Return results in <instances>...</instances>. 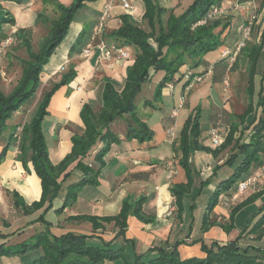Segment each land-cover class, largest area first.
I'll list each match as a JSON object with an SVG mask.
<instances>
[{
  "label": "trees",
  "instance_id": "1",
  "mask_svg": "<svg viewBox=\"0 0 264 264\" xmlns=\"http://www.w3.org/2000/svg\"><path fill=\"white\" fill-rule=\"evenodd\" d=\"M5 1L19 0H0V40L6 39L3 31L5 24H15L16 18L11 16L4 5ZM86 0H77L70 6H64L58 0H44L51 3L58 11V17L54 20H47L45 10L37 15L36 23L41 21L50 22L51 30L42 41L39 52L31 51V31L29 28H18L15 32L16 40H22V46L27 49L28 58L21 59L22 73L17 84L6 93L0 86V139L7 128V122L16 112L22 109V105L30 100L40 89L41 74L44 66L49 62L50 57L56 48L62 43L67 35L75 13L83 7ZM145 11L142 22H146L150 28L147 32L140 23L130 15L125 14L121 18V26L115 31V38L119 45L133 47L135 58L131 65L127 67L124 87L116 89L111 79H105L102 103L100 108L95 109L90 104L85 103L81 109L80 116L84 123V131L80 135L72 137L73 147L70 153L58 164H53L50 160L46 137L42 130V122L48 114L47 107L51 97L59 87L70 83L76 75L71 68L62 76L60 82L55 83L52 88L44 92L32 119L24 123L23 131L18 145L17 160L21 163L26 173L31 170L28 163L31 162L35 173L41 180L42 193L38 201L26 204L22 197L13 192L15 203L20 206L25 215H34L30 220L31 224L40 222L45 225L40 231H36L30 238L21 242L10 244V239L14 234H6L0 230V258L20 256L28 250H40L32 263L28 264H264V250L259 246L248 244L243 247L239 241L241 235L235 240L220 244L218 241L206 243L203 238L195 239L201 243V250L205 253L204 258L190 257L183 259L180 256L178 246L183 241H176L172 246H161L150 249L148 253L130 254L126 250V245L132 241L126 237L128 228L127 220L130 215L136 216L143 222L149 223L153 217L146 215L143 211L145 196L137 199L125 198L122 202L121 210L116 215L97 216V215H76L69 217L73 220L89 221L94 231L104 229L105 223H114L118 229L113 239L106 241L99 234H80L66 232L62 235H55L51 232V223L45 219L46 213L54 207V201L58 197L62 182L66 180L74 168L85 172V176L78 182L69 185L67 194L61 207L57 212L72 205L81 187L87 184H98L97 176L105 165L104 157L109 153L112 144L120 141L119 136L111 129V125L123 117L130 115L132 123L128 125L126 138L137 139L140 142L150 141L154 132L150 129L142 114L137 112L136 99L142 91L143 85L150 81L152 76L160 70H165L166 74L156 87V97L161 96L164 85L174 78V74L184 65L201 62V57L210 50L215 49L221 41V35L229 26L224 24L221 18L206 19L200 24L214 6L221 5L222 0H192L186 11L180 15L174 14L173 10L166 19L164 13L168 9L157 2V0H143ZM159 28L157 30V25ZM49 25V26H50ZM222 27L220 32L217 30ZM259 44H253L245 54L247 67L249 70L248 86L246 89L249 95L247 108L242 114L236 115L240 123L234 121L230 126V131L220 147L212 148L206 146L201 141V110L189 115L180 131L179 147L182 151L180 165L185 169L187 182L172 185L171 193L177 204L178 216L182 218L185 212L184 199L192 195L189 204V215L192 219L190 228L193 227V211L196 208V200L201 196L205 186L213 183L214 177L220 169L226 166L232 168L229 177L221 180L210 197L206 206V213L203 216L201 231L204 233L212 226H221L225 231H230L234 225V216L245 206L255 202L264 196V186L250 194L244 200L235 205L230 212V222L225 224L214 216V209L219 203V197L230 189L235 183L247 179L264 164V81L258 92V100L255 103V63L261 52L264 50V26L261 30ZM77 43L72 47L75 48ZM195 59H198L195 61ZM237 60V59H236ZM234 61V60H233ZM231 66V65H230ZM230 69V67H229ZM1 74V71H0ZM192 77V76H191ZM1 78V75H0ZM1 83V82H0ZM262 110L259 119L252 120L253 133L249 142L240 141L241 134L249 126H242L249 115L256 112V106ZM11 134L8 143L0 152V165L4 160L7 150L12 143L18 140L17 127ZM250 125V124H249ZM244 127V128H243ZM240 131V132H239ZM239 132V137L235 134ZM235 141V152L222 164L216 166L210 178L201 182L199 187H195L193 181V170L189 158L196 150H207L214 155H218L222 150L227 149ZM99 148L95 155V160L99 163L96 168L84 164V158L89 156L94 149ZM95 174V178L91 176ZM246 174V175H245ZM261 215L254 224L252 232L260 229L256 237L260 240L264 236V203L259 209ZM191 231V230H190ZM121 242H118L119 240ZM154 253V254H153Z\"/></svg>",
  "mask_w": 264,
  "mask_h": 264
},
{
  "label": "crops",
  "instance_id": "2",
  "mask_svg": "<svg viewBox=\"0 0 264 264\" xmlns=\"http://www.w3.org/2000/svg\"><path fill=\"white\" fill-rule=\"evenodd\" d=\"M58 1L60 2L61 0ZM129 1L133 7L131 10H126L122 5L121 0H86L83 7L89 9L91 18L94 20V26L98 23L104 12L108 13L103 31L101 34L95 36L94 30H92L87 40H80V45H77L73 49V46L70 49H67L59 56L52 71L46 70V65L43 68L40 87L44 88L47 86L49 89L52 88L55 83L60 82L62 76L66 74L71 68H73L76 72L75 78L70 83L62 85L55 91L47 107L48 114L45 116L42 122V126L44 123L48 124L49 132L45 133V131H43V133L46 137L49 157L53 164L60 163L65 158V156L71 152L73 147L72 137L74 135H80L83 133L84 123L80 116L83 105L88 103L95 109L100 108L105 79H111L114 86H116L118 90H121L124 87L127 67L134 61L135 49L133 47L130 48L131 56L128 59L113 57L110 60H100L101 52L98 42L103 40L107 44L112 42L118 43L114 33L121 26V18L125 14L130 15L138 22H142V17L145 11L144 1ZM9 2L10 1H8V3ZM157 2L162 6L173 10V12L175 11V8L181 4V0H157ZM186 2L189 3L190 1L186 0ZM41 3L44 5V0H41ZM45 5L44 8L47 7ZM221 5H224L225 8L227 7V15L224 17L227 20L223 22L224 24L229 22V26L232 23L236 13L239 14L243 18V22H245L253 6L258 9L257 16L260 17L261 15H264V0H222ZM44 8L41 11L45 10ZM263 17L264 16H262L261 20H263ZM224 33L225 31L221 35V38H223L222 36ZM89 45L90 53L86 55L84 54L83 50ZM237 55H239V52L234 54V60L238 58ZM224 58L225 57L222 59ZM230 59L232 58L230 57ZM230 59L219 64V66L213 65L215 63H211L209 60L205 59L203 63L207 65L206 68L200 72L191 69L193 72L191 76L193 78L198 76L199 80L197 81H200L209 74H212L213 82L222 83L224 86L225 79L229 78L228 74ZM187 67H191V65H184L182 69L185 71ZM217 67L219 68L217 69ZM154 75L152 77H154ZM177 85H180V87L178 89L179 96L176 99L175 93ZM183 89L184 81L178 82L175 85L173 91H169L164 85L161 91V96L157 100H154L155 104L146 103L145 106H143L144 111H142V113L145 114V121L150 129L154 132V136L150 141L140 142L137 139H127V129L128 125L132 123V117L130 115H124L123 117L119 118L123 119L122 121L125 128V137L124 135L116 132L120 138V141L118 143L112 144L109 153L104 157L105 165L101 169L103 172L105 167L109 166L108 156L113 151V149L120 147L119 150H116L114 154L115 162L113 164H115V166L119 164L118 166H121L120 168L123 169V172L121 175L118 173L113 175L115 180V183H113L112 187L114 197L102 196L100 198H94L93 200L85 199V201L82 202L81 190L89 185L96 184H87L81 187L79 193L77 194L76 201L72 205L66 207L64 211L57 212L55 205L51 209L59 216H63L62 220H58V224L50 222L46 219L48 212L51 210L46 213L45 219L51 223L50 230L53 234L62 235L66 233L64 231L65 227L62 224L66 223L65 221H67L77 223L75 229L77 231L75 232L83 234H99L102 235L106 241H109L114 238L118 231L117 228L111 230L112 225L114 227V223L108 224L103 222L105 228L95 232L92 224L89 221L73 220L69 217L82 214L97 216L116 215L120 212L122 202L125 198L137 199L139 197L145 196L146 198L143 204V211L146 213V215L153 217V219L151 222L146 223L138 219L136 216L130 215L128 217L126 237L132 241L124 244L126 247L128 244H131L132 254L148 253L150 249L152 250L155 247L172 246L174 242L184 240V242L178 246L180 256L183 259L190 257L204 258L206 255L201 250V244H193V239L195 240L196 238H203L206 243L218 241L220 244H225L235 240L239 235H241V239L239 241L241 246L244 244V242L250 241L247 244L259 246L261 249L264 247V236L260 240H257V234L249 232L248 229L250 228L246 229L249 224L242 229L238 223L241 215L248 214V211L252 207L257 208L258 211H255V216L251 219V222L258 219L257 216L262 203L261 199L241 209L235 216L234 227L228 232L220 226H213L208 231L203 233L201 232V227L199 228L194 217L193 227L190 229L191 231L188 232L191 233L190 236L186 238L185 235L181 233L186 231L188 224L189 226H191V224L187 221V219H189L187 213L186 215L183 214L182 218L178 216L177 204L174 196L171 193L170 187L172 185L186 183L187 175L185 169L179 163L182 157V151L178 145L180 132L179 135L176 136L175 134L172 135L170 130L172 128L175 133L174 127L175 125L177 126V124H179L178 118L180 112H178L177 118L172 117V115L173 111L179 104L180 96L184 92ZM187 99V104L189 105V98ZM40 101L38 102L29 121L35 115ZM186 106L187 105L185 104L183 107ZM165 109H170L171 113H167ZM154 114H160L161 117L162 129L159 132L154 128H151L150 121ZM220 115L225 128L224 132L222 133L221 144L224 142L230 131V125L228 124L227 119H230V117L233 116L232 113L228 112L225 107H220L218 104L213 103L208 116V123L204 127L205 130L201 125V141L206 146H211L212 148L218 147L213 146L209 137V132ZM233 119H235V116H233ZM185 121L186 118L181 125L182 127ZM116 122L117 121L111 125V129ZM182 127L180 128V131ZM2 137L0 139V152L9 141V137H6L5 139ZM205 139L210 141V145L206 144L207 142ZM14 145L15 146H9L4 160L0 165V221L2 219L1 217L5 213L4 208L6 207V204H8V201L12 199V203L15 204V198L13 195L14 191L17 192L28 205L34 201H38L42 193L41 180L35 173L32 163H28L31 171L26 173L21 163L17 160L19 150L18 145ZM101 146L102 144H100L98 148L94 149V151L89 156L84 158L85 165L93 168L99 166V163L95 161V155ZM226 151L227 149L222 150L216 156L207 150H196L190 155L189 161L193 170V185L195 187H199L202 181L210 178L214 173L216 166L222 164L225 161L227 156ZM224 169L222 168L217 172V176L220 177L221 180L225 179L227 176V170ZM77 170L79 174L82 175V179L85 176V172L80 169ZM258 174L259 169L250 175L251 177H255V180L245 191L239 192L237 190L238 192L232 196H230L232 193H225L224 200L220 201V203L214 209V216L218 221L225 223L230 216V211L232 208L250 194L256 192L254 190V186L261 185V182L264 181V174H262L261 177H258ZM94 175L95 174H91L93 178H95ZM70 176L67 179H69ZM100 177L102 176H97V185H101ZM213 182H217L216 176L214 177ZM191 196L192 195H188V198H191ZM114 198L116 199L115 201H113ZM184 200H186V197ZM117 201H120V205H118ZM113 203H116L118 208L115 214H110L107 210L112 207ZM40 212L41 210H38L32 215L24 214L23 219L26 221L24 227L26 228L18 230L16 232V234L18 233L17 236L14 237V235L11 237L9 242L10 244H15L26 240L36 233L38 230L36 228L37 225L31 224L30 220L34 217V215H37ZM29 217L31 219H29ZM36 224L42 223L39 222ZM0 230L6 234H15L16 231L15 229H11V231H9L10 227H4L2 225H0ZM188 233L186 235H188ZM118 242L122 243V240L120 239ZM4 258H6V256H4ZM20 263L21 261H18L14 264Z\"/></svg>",
  "mask_w": 264,
  "mask_h": 264
},
{
  "label": "rangeland",
  "instance_id": "3",
  "mask_svg": "<svg viewBox=\"0 0 264 264\" xmlns=\"http://www.w3.org/2000/svg\"><path fill=\"white\" fill-rule=\"evenodd\" d=\"M30 1L32 2V4ZM189 1H190L189 3L191 4L192 0H189ZM76 2H77V0H61L60 1V3L63 4L64 6H70ZM189 3H187L186 0H181V4L175 8L174 13L176 15L182 14L183 12L186 11L187 7L190 5ZM3 5L9 11H11V16L16 18L15 24H5L3 26V31L5 33V36H8V37L2 41L0 40V71H1L0 86L6 93H8L17 84V81H18V79L22 73L21 59L28 58L27 49L22 46V40H18V41L16 40L15 32L18 31V28H22V27L23 28L24 27L29 28V30L31 31V36H30V38H31L30 44L32 46L31 51L34 53H37V52H39V50H41L42 41L47 36L49 30H51V25L49 24L50 22L48 23L46 21H43L42 19H41V21L36 23L37 14L44 8V5H42L41 0H22V2H21V0H19V1H10L9 3L7 1H5V2H3ZM45 6H47L44 8L46 13H47V20L49 21V20L56 19L58 17V11L56 10L55 6L51 3H46ZM223 7L225 8L224 5H223ZM167 9H168V12L166 14L164 13V19H166L168 17V15L170 14V11H171V9H169V8H167ZM257 11H258V9L256 10V16H257ZM226 12H227V9H226ZM225 15H227V13H225L223 16L220 17L223 21L227 20L224 18ZM262 16H264V15H261L260 17L259 16L255 17V20H254V23H253V26L251 29L250 38L246 41L245 46L242 47L241 50L239 51V55H237L238 56L237 60L235 59L234 61L230 62L231 66H230L229 74H228V77H229L228 78V82H229L228 86H226L225 84L223 86L222 83H214L212 80V74H209L208 76L204 77V79H202L200 81H195L197 78H199L198 76H196V78L191 77L190 79H188L187 77H188V75L193 74V72H192L193 69L197 72H200L204 68H206L207 65H205L203 63L205 61V59L209 60L211 63H215L213 65L219 66V64L228 61L230 59V57H232V55H229V56L225 57L224 59H222L223 53L226 50H230L233 52V50L235 49L237 44L242 39V35L240 34V28L244 24V22H243L244 20L237 13L235 14V17H234L232 23L230 24V26L225 30V33L222 36L223 38H221L220 43L218 44V46L215 49L210 50L208 52H205V54L201 57L202 61L199 63H196L195 66H193L192 63H189V65H191V67H187L185 71L182 69V67H183L182 66L174 74V78L171 81L167 82V83L174 84V86L180 81H184V85L188 82H191V81L194 82L193 87H192L193 89H191V91H188V93L186 94V100H185L183 106H185V104L187 106L181 107L179 109V112H180V115L178 118L179 124H177V126L175 125V127H174L175 128L174 134L176 136L179 135L180 128L182 127L181 125L183 124L185 118L187 119V117L189 115H191L193 112H195L196 111L195 108H198L201 110L200 122H201V125L203 128L208 123V116H209V113L211 111V107H212L213 103L218 104L220 107H225V109L228 112H231L233 116L242 114L244 112V110L247 108L248 101H249V95L247 94L246 89L248 86L249 70L247 67L245 54H246L247 50H249V48L253 44L257 45L260 43L261 30L264 26V17H263V20H261ZM93 21L94 20L91 18V13H90L89 9L81 7L79 10L76 11L74 19L72 21V24H71L69 30H68L67 35L64 37V40L62 41V43L56 48V51L50 57V60L46 64V67H45L46 70L52 71L55 63H57V60L62 53H64L67 49H70L75 43H77V45H80V43H81L80 40L85 41L89 38L91 31L94 29L93 28V26H94ZM139 23H140L141 27L143 29H145V31H147V32L150 31V28L146 22H139ZM199 23L203 24V23H201V21ZM227 23H229V22H227ZM158 28H159V24L157 25V30H158ZM222 29L223 28L218 29L217 32H220V30H222ZM197 60L198 59H195V61H197ZM218 68L219 67H217V69ZM165 74H166L165 70L158 71L154 75V77H152V80L146 82L143 85L142 91L138 94L137 99H136L137 112L139 114H142L143 117L145 115L142 113V111H144L143 106H145L146 103H151V104L154 103L155 104L154 100L155 99L157 100L159 98V97L157 98L155 95V89H156V86L159 84V82L163 79ZM201 75H202V73H201ZM261 81H264V50L261 52V54L259 55V57L257 58L256 63H255V82H256L255 103H257V100H258V92H259V89L261 87ZM166 84H165V86H166ZM179 87H180V85L179 86L177 85V87H176V93H175L176 99L179 96L178 95ZM48 89H49V87H47V86L44 88L40 87L38 92L30 100L26 101L22 105V109L19 112H16L14 114V116L8 120L7 128L3 132L2 138H4V139L6 137L10 138L11 134L14 131L15 125L24 124L25 122L29 121V119L31 118L32 114L35 111V108H36L38 102L41 100V98L44 94V91H47ZM187 98H189V101H190L189 105L187 104L188 103ZM256 107H257L256 112L254 114L249 115V117L246 119V121L244 123H242V126H244V127L249 126V127L247 129H245L244 133L241 134V136H242L240 138L241 142H243V141L249 142V140L251 139V134L253 133V128H254L253 124L251 122H252V120H254L256 122L259 119L258 117H259V114L261 113V110H262L258 105ZM165 110L167 111V113H171L170 109H165ZM233 116H231L230 119H227V122L230 126L234 121H236L237 123H240V120L238 118L236 119V117H235V119H233ZM177 117H178V115L175 118H177ZM122 120L123 119L116 120L117 122L113 125L112 130L115 133L117 132V133H120L121 135H124V137H125V128L123 126ZM150 123H151V128H154L158 132L161 131L162 121H161L160 114H154L152 116ZM42 128H43V131H45V133L49 132V128H48L47 123H44ZM204 130H205V128H204ZM239 132H237L235 134V138L239 137ZM205 140L207 142L206 144L210 145V141H208V139H205ZM235 141L236 140H233L232 144L227 148V151H226L227 156H226L225 160H227L233 152L237 151L234 148ZM14 144L17 145V142L12 143V145H10V146H15ZM122 144H124V143H122ZM218 147H220V146H218ZM119 148L113 149V151L108 156L109 166L105 167L103 172L101 171L102 173L100 172V174H99L100 176H102V177H100L101 185H89V186L83 188L82 189L83 191L81 190L82 193L81 192L80 193H81L82 202L85 201V199L93 200L94 198H100L102 196L114 197L112 187H113V183H115V180L113 178V175L117 174V173L119 175H121V173L123 172V169L120 168L121 166H118L119 164H117V166H115V164H113L115 162V160H114L115 155L114 154H115L116 150H119ZM226 167H227L226 169H228L226 177H229L233 171L232 170L233 167L232 168L231 167L229 168V166H226ZM81 176L82 175H80L78 170L75 168L74 171L72 172V175L70 176V178L67 179L66 181L62 182V189L58 195V198L54 201V205L56 208L62 206L63 201L65 199V196L67 194L66 189L69 187V185L74 184L75 182L79 181L81 179ZM261 176H262V174L259 173L258 177H261ZM216 179H217V182H215V183L213 182V183L205 186L201 196L196 200L197 206H196V208H194L193 216L195 217V219H196L195 221L197 222L199 228L202 225L203 215L206 213V210H207L206 206L208 205V203L210 201V197H211L212 193L214 192L216 185L221 181V178L218 176H216ZM238 184L235 183L234 185H232L230 187V189H228L223 194H221L219 197V203H220V201L224 200L225 193H232L230 195V196H232L233 194L238 192L237 191L238 190L237 189ZM263 186H264V181L261 182V185L254 186V188H255L254 190L258 191ZM188 199L189 198L186 197V200H184L185 209H186L184 214L186 215V213H187L188 218H189V219H187V221L191 224L192 219L190 218V215H189V203L190 202ZM259 199L262 200V203H261V206H262V204L264 203V196H262ZM259 199H257V200H259ZM115 200L116 199L114 198L113 201H115ZM228 200H230V199H228ZM117 203H118V205H120V201H117ZM253 203L254 202H252L251 204H253ZM251 204H249V205H251ZM118 205H116V203H113L112 207L109 210H107L108 213L115 214L117 211ZM82 206H84V205H82ZM255 211H258V209L255 207H252L248 211V214L241 215V218L239 219L238 223L240 224V227L242 229L245 228V226L249 224L246 227V229L250 228V229H248L249 232L255 233L258 236L260 231H261L260 229H257L255 232L251 231L253 229L254 224L257 222V220L261 216V215H258L257 216L258 219L251 222V219L255 216V214H254ZM4 212L5 213L1 217L2 219L0 221V225H2L4 227H10L9 231H11V229H15L16 231H15L14 237H16L18 234V233L16 234V232L18 230H21L22 228H26V227H24L26 224V221H25V219H23V217H24L23 210L20 208V206H18L17 203L13 204L12 199H11L10 201H8V204H6V207L4 208ZM235 216H234V220H235ZM4 217H6V218H4ZM29 219H31V218L29 217ZM46 219L50 222L58 224V220L59 219L62 220L63 216H61V215L59 216L58 214L54 213L51 210L50 212H48ZM65 222L66 223L62 224L65 227V230H64L65 232L77 231V230H75L77 223H72V222H67V221H65ZM229 222H230V216H229L228 220L225 222V224H228ZM37 223H39V222H37ZM239 224H238V226H239ZM34 225H37L36 228L38 229V231L45 228L44 224L43 225L42 224H34ZM233 225H234V221H233ZM216 226H218V225H216ZM114 228L115 227H113V225H112L111 230L112 229L114 230ZM190 229L191 228L188 224V227H186V231L181 232V233L184 234L186 238H188L191 234V233H188L190 231ZM75 233H79V232H75ZM187 233H188V235H186ZM10 234H13V233H10ZM80 234H83V233H80ZM196 239H198V238H196ZM182 241L184 242V240H182ZM192 242H193V244L194 243H200V242H195L194 239L192 240ZM248 242H250V241H248ZM248 242H244V244L242 246L243 247L247 246ZM262 249L264 250V247ZM126 250L130 254L132 253L131 244L130 245L128 244V246L126 247ZM39 252H40V250H28L27 253H24V254L17 256V257L16 256H12V257H8V258L7 257L6 258L1 257L0 258V264H14L18 261H21L20 264L32 263L33 260L37 256H39ZM13 258H15V259H13Z\"/></svg>",
  "mask_w": 264,
  "mask_h": 264
},
{
  "label": "built area",
  "instance_id": "4",
  "mask_svg": "<svg viewBox=\"0 0 264 264\" xmlns=\"http://www.w3.org/2000/svg\"><path fill=\"white\" fill-rule=\"evenodd\" d=\"M122 1V5L126 10H131L133 7L130 3L129 0H121ZM32 4V2H31ZM256 10L257 8L255 6L252 7L250 14L248 15L247 19L245 20L244 24L241 26L240 28V32L242 34V39L241 41L237 44V46L235 47L234 51H230V50H226L223 53V57H227L229 55H232V59H230V62H232L234 60V54H237L242 47L245 46L246 41L250 38V34H251V29L256 17ZM226 13V8H224L222 5L219 6H214L211 11L208 13L207 17L201 21V23H205L206 19H215V18H220L221 16H223ZM108 16L107 12H104V14L100 17L98 23L94 26V35H99L101 34V32L103 31L104 27H105V21L106 18ZM98 46L100 48V60H110L113 57H117V58H124V59H128L131 56L130 53V47L124 46V45H119L118 43L112 42L110 44H107L106 42H104L103 40H100L98 42ZM84 54L88 55L90 53V45L85 48L83 50ZM188 79L191 78V75H188L187 77ZM199 80V78H197L195 81ZM194 82H188L184 85V89H183V94L180 96L179 99V104L178 106L175 108V110L173 111V115L172 117H176L179 109L181 107H183L184 102L186 100V94L188 93V91H190L193 87ZM224 84L226 86L229 85L228 82V78L225 79ZM166 87L168 88L169 91H173L174 89V84L172 83H167ZM23 125L24 124H19L17 127V134L18 136V140H17V144L20 141L21 138V133L23 131ZM225 128L221 119V115L220 117L217 119L216 123L212 126V128L210 129L209 132V137L212 141V144L214 147L220 146L221 142H222V133L224 132ZM170 133L172 135H174V131L171 128ZM259 173L263 174L264 173V164L259 168ZM255 177H249L241 182H239L238 184V191L239 192H243L246 189H248L249 186H251V184L254 182ZM170 211V210H168Z\"/></svg>",
  "mask_w": 264,
  "mask_h": 264
}]
</instances>
